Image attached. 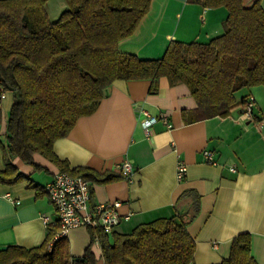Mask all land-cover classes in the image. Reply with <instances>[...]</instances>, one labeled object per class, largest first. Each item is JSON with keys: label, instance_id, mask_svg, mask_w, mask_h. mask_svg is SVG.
<instances>
[{"label": "crops", "instance_id": "crops-1", "mask_svg": "<svg viewBox=\"0 0 264 264\" xmlns=\"http://www.w3.org/2000/svg\"><path fill=\"white\" fill-rule=\"evenodd\" d=\"M52 3L46 0L45 8L49 19L56 20L66 3L58 0L59 10ZM260 4L264 10V0ZM226 16L223 6L151 0L134 32L119 41L118 49L140 58H159L172 40L204 43L220 35ZM150 85V79L114 80L95 111L81 116L66 136L52 143L53 153L68 169L81 167L97 175L119 176L88 180L91 205L120 202L121 220L107 233L108 241L112 242L113 233L128 234L139 224L181 213L189 217L186 227L195 242L190 264H218L227 259L231 240L242 232L250 233L255 262L264 264V87L240 89L226 117L186 123L182 111L196 107L186 84L170 85L161 76L155 91H150ZM2 93L0 171L5 169L6 124L12 104V92L0 88ZM249 95L255 101L253 118L240 119L243 100ZM142 111L159 117L148 135L140 123ZM206 149L213 152L216 164L203 160L201 153ZM33 160L36 167L12 159L20 179L0 181V250L38 245L48 229L43 217L56 218L43 186L60 168L40 153H34ZM125 160L134 167L129 181L119 173ZM178 161L186 165L181 180L176 176ZM65 238L71 257H81L90 245L96 264H104L100 244L91 241L88 228H72Z\"/></svg>", "mask_w": 264, "mask_h": 264}, {"label": "trees", "instance_id": "trees-1", "mask_svg": "<svg viewBox=\"0 0 264 264\" xmlns=\"http://www.w3.org/2000/svg\"><path fill=\"white\" fill-rule=\"evenodd\" d=\"M66 8L50 20L46 0H0V88L12 92L6 124L5 169L0 181L15 182L12 159L33 165L40 153L60 168L87 180L108 181L118 175H97L81 167L68 169L52 151L54 140L66 136L76 121L91 114L116 79L158 78L170 85L184 83L196 102L183 110L186 123L226 117L245 87H264V10L260 0H187L227 10L223 32L208 42L172 40L159 58H140L118 49L148 11L151 0H64ZM246 98H244L245 100ZM243 100V102H244ZM187 217L158 218L137 225L128 234L101 229L97 237L104 264H190L195 242ZM57 226H48L38 245L0 250V264H96L88 245L81 257H71L68 242H49ZM251 236L231 240L229 257L218 264H257L250 253Z\"/></svg>", "mask_w": 264, "mask_h": 264}, {"label": "built area", "instance_id": "built-area-1", "mask_svg": "<svg viewBox=\"0 0 264 264\" xmlns=\"http://www.w3.org/2000/svg\"><path fill=\"white\" fill-rule=\"evenodd\" d=\"M4 97L5 94L0 95ZM254 97L249 95L243 102V109L240 119H252L254 108ZM162 120L168 127L166 116L161 115ZM159 117L151 115L147 111H142L140 123L145 130L146 135L150 132L152 125L158 121ZM202 158L206 163L216 164L213 152L209 150L202 151ZM233 170V168H231ZM120 176L129 181L134 173L133 163L125 160L119 166ZM186 174V165L183 161H178L176 165V176L181 180ZM43 192L47 195L52 204L56 218L50 220L44 216L47 227L57 226L58 230L49 242V248L60 237H65L68 231L75 227H86L88 229H101L105 233H110L120 222L121 216L118 212L120 202L118 200L91 205L90 183L80 175H73L67 171H58L53 178L43 186ZM127 218V216H125ZM94 243L98 244L97 237Z\"/></svg>", "mask_w": 264, "mask_h": 264}, {"label": "rangeland", "instance_id": "rangeland-1", "mask_svg": "<svg viewBox=\"0 0 264 264\" xmlns=\"http://www.w3.org/2000/svg\"><path fill=\"white\" fill-rule=\"evenodd\" d=\"M52 5H53V7L55 8L54 10H59V8H60V3H58V0H53V3H52ZM55 16V13H54V15L52 14L51 15V18H53ZM57 17H55V19H56ZM53 20H54V18H53Z\"/></svg>", "mask_w": 264, "mask_h": 264}]
</instances>
